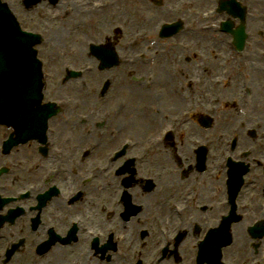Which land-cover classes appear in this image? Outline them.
<instances>
[{"label":"flooded vegetation","instance_id":"af4514ba","mask_svg":"<svg viewBox=\"0 0 264 264\" xmlns=\"http://www.w3.org/2000/svg\"><path fill=\"white\" fill-rule=\"evenodd\" d=\"M121 1L126 5L125 0ZM236 1L244 7L245 14L242 20L231 17V28L242 27L247 42H255L250 50L247 76L253 92L264 96V33L261 34L264 32V0ZM218 2L135 0V4L140 3L145 9L136 17L129 15L132 20L142 27L154 22L155 36L148 43L151 54L132 65L123 64L105 71L100 77L94 72L90 74L91 83L95 85L109 80L103 97L106 120L110 122L107 142L126 137L113 136L117 121L123 122L125 118L123 133H127L135 146L124 152L128 150L134 157L124 162L121 173L111 175L110 170L119 167L121 161L114 163L102 177L101 187L93 186L74 199L68 212L71 222L63 232L59 221L57 235L65 236L74 226L76 240L67 245L56 240L47 252L33 259V264H64L83 247L89 252L84 256L76 255L75 264H200L196 260L198 254L213 255L220 248L224 259L234 264H264V135L254 111L247 105L222 108L214 93L209 103L193 105L212 119L209 122L198 119L197 114H190V106L184 104L183 99L175 98L179 85L175 87L169 72L170 68L184 64L187 56L192 58L190 64L196 60L199 63L200 49L212 41L216 53L225 58L229 63L226 68H233L234 75H222L221 71L199 72L197 78L203 81L201 98L204 99L212 78L239 83L237 58L231 56L227 45L231 44V37L227 39L216 33L212 36L214 39H206L201 29L205 22L203 14L211 6L215 8ZM126 17L120 11L116 22L122 26ZM162 20H181L182 32L175 39L174 36L165 40L159 38L158 22ZM80 26L77 15L72 10L66 11L58 22L52 43L60 50L68 48L69 51L66 56L57 55L55 62L65 59L71 63H96L80 41L99 43V33L93 30L90 17L83 28ZM105 31L109 29L106 27ZM109 38L110 35L104 37L105 44L112 42ZM116 48L120 49L118 43ZM142 74L138 86L128 81ZM205 77H209L208 80ZM68 85L63 92L57 89L58 96L68 102L67 107L78 93L76 85L72 82ZM186 86L188 88V84ZM91 90H95L94 96L98 97V88ZM238 90L242 92V83ZM147 91L152 109L161 114H152L150 120L137 123L127 108L133 107L132 102L137 104L138 95ZM125 102V107L121 108ZM217 116L222 117V122L216 126ZM164 129L171 130L173 135L160 136ZM155 139L158 143H154ZM115 144L112 143V147ZM143 145H148L144 152ZM162 162L172 168V182L158 179L156 169ZM39 170L40 167L36 168ZM113 183L118 193L103 197V192ZM90 208L99 212L100 217L91 219ZM86 235L88 239H81ZM229 237L230 245L221 247L222 241ZM239 238L243 239L242 247ZM62 247H69V254H65Z\"/></svg>","mask_w":264,"mask_h":264},{"label":"water","instance_id":"95a60500","mask_svg":"<svg viewBox=\"0 0 264 264\" xmlns=\"http://www.w3.org/2000/svg\"><path fill=\"white\" fill-rule=\"evenodd\" d=\"M0 13H2L0 20L3 18L7 20L1 8ZM15 37L18 36H16L11 26L8 28L5 26L0 27V43H3L1 46L3 49L1 55L6 56V53L11 52L12 49L9 43ZM13 48L15 47L13 46ZM12 60L13 64H17L20 69L25 68V66L22 65V57L13 58ZM31 69L32 70L25 74L23 72L17 73V76L14 75L12 78L8 79L7 82L0 76V81H2L0 87V122H9L12 119H16L12 117L14 113H20L21 120L26 119V115L30 113L33 106L36 105L38 92L41 90L39 70L35 66H32ZM33 111L35 112L34 116L36 119L39 118L38 113H40V117L43 113V110L38 108L35 110L33 109Z\"/></svg>","mask_w":264,"mask_h":264},{"label":"bare ground","instance_id":"6f19581e","mask_svg":"<svg viewBox=\"0 0 264 264\" xmlns=\"http://www.w3.org/2000/svg\"><path fill=\"white\" fill-rule=\"evenodd\" d=\"M75 10H76L75 8H72V11H75ZM204 88L206 89V86ZM205 91L207 93V90H205ZM211 93L212 92L209 91V93L207 95H210ZM143 97H148V95L147 94L146 95H143V94H140L139 95V98H143ZM198 98H201L200 94H198ZM218 142H220V139H218ZM161 159L163 161H165V162L168 161L167 158H161ZM165 162H162L157 167V169H156V175H157V177H158V179L160 181L163 180L166 183V181L168 180L167 182H172L173 181L174 172H173L172 168H170ZM165 185H166V187H168V184H165ZM115 193H118V189L116 188V184L113 183L109 189H107V190H105L103 192V197H107V196H109L111 194H115ZM51 210L54 211V217L57 218L60 222H63L64 223V217H65L64 214L58 213L57 212L58 208H53L52 207ZM90 214H91V219L92 218H95V217H100L99 212H97L94 208H92V209L90 208ZM152 236L156 238V235L154 233H152ZM242 240H243L242 238H239V243H240V246L241 247L243 246ZM69 251H71V250H69ZM79 259H81V258H79ZM83 259H91V258L84 257ZM83 259H81V260H83ZM40 264H42V263H40Z\"/></svg>","mask_w":264,"mask_h":264},{"label":"rangeland","instance_id":"374dc122","mask_svg":"<svg viewBox=\"0 0 264 264\" xmlns=\"http://www.w3.org/2000/svg\"><path fill=\"white\" fill-rule=\"evenodd\" d=\"M123 5H125V4L120 0L119 5H117L113 11H114L116 14H118L120 11L124 12V13L127 15L126 19L131 23V25H129V27H130V26L133 27L135 31H139V30L143 29L141 26H138V25H137V22H136V21L132 20V17L129 16V15H132V14H130V13L128 12V9H127V8H124ZM126 6H127V5H126ZM131 7H133L134 10L136 11V15H135V16L132 15L133 17H136L137 14L142 10V7H141L140 3H138V4H134V5L131 6ZM113 17H114V14L111 15V17H110V19H109L110 22H113ZM206 38H207V37H206ZM191 61H192V58H191L190 56H187V57L185 58V62H186V63L184 62L183 65H185V67H190V62H191ZM220 62H221V61H220ZM193 63L196 64V62H193ZM221 64H222V66H221L222 69H221L220 71L222 72V75H228V74H230V73H231L232 75H234L233 68H226V66H225L224 63H221ZM182 71L184 72L185 70L182 69ZM173 80H174V83L180 81V80H181V79H180V75L178 74V75L176 76V78H174ZM132 105H133V107H136L137 104L134 103V102H132ZM0 136H1V134H0Z\"/></svg>","mask_w":264,"mask_h":264}]
</instances>
